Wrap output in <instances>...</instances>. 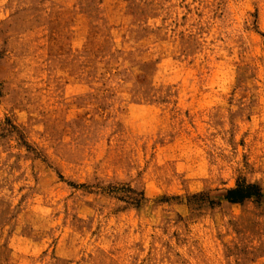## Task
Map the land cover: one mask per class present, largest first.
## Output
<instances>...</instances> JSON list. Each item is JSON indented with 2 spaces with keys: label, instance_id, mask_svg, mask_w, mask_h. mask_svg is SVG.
I'll list each match as a JSON object with an SVG mask.
<instances>
[{
  "label": "rangeland",
  "instance_id": "rangeland-1",
  "mask_svg": "<svg viewBox=\"0 0 264 264\" xmlns=\"http://www.w3.org/2000/svg\"><path fill=\"white\" fill-rule=\"evenodd\" d=\"M243 180L264 0H0V264H264Z\"/></svg>",
  "mask_w": 264,
  "mask_h": 264
},
{
  "label": "trees",
  "instance_id": "trees-1",
  "mask_svg": "<svg viewBox=\"0 0 264 264\" xmlns=\"http://www.w3.org/2000/svg\"><path fill=\"white\" fill-rule=\"evenodd\" d=\"M132 191V190H131ZM138 195H141V198L138 199L134 196H130L129 202L136 206H140L144 202L145 197L144 193L140 192ZM207 196L211 197L210 193H200L195 194L192 197H201ZM264 196L263 188L258 183L247 182L245 180L239 181L235 187L225 189L224 191L219 192L217 195H212L211 203L215 204L214 199H219L217 202L220 204L223 201H226L231 204H242L246 200H255L260 201Z\"/></svg>",
  "mask_w": 264,
  "mask_h": 264
}]
</instances>
